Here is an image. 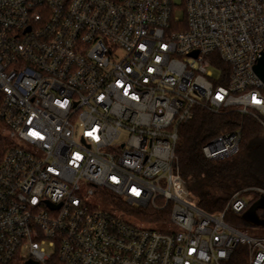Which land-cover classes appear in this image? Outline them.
I'll list each match as a JSON object with an SVG mask.
<instances>
[{
  "label": "built area",
  "instance_id": "2783aa9c",
  "mask_svg": "<svg viewBox=\"0 0 264 264\" xmlns=\"http://www.w3.org/2000/svg\"><path fill=\"white\" fill-rule=\"evenodd\" d=\"M183 9L0 0V264H229L238 249L264 264V226L225 218L264 187L206 212L176 154L197 107L264 126L254 71L264 0H183ZM240 141V130L226 131L203 153L224 158ZM144 212L166 214V227L128 219Z\"/></svg>",
  "mask_w": 264,
  "mask_h": 264
},
{
  "label": "trees",
  "instance_id": "16d2710c",
  "mask_svg": "<svg viewBox=\"0 0 264 264\" xmlns=\"http://www.w3.org/2000/svg\"><path fill=\"white\" fill-rule=\"evenodd\" d=\"M237 130L241 131V141L236 153L219 159L204 155L203 146L211 138ZM176 154L178 167L195 203L206 212L224 211L230 197L238 190L264 187V126L252 115L235 109L214 113L197 107L194 117L179 127ZM247 210L240 213L227 210L225 218L244 229L263 226L244 217ZM144 213L147 214H139V217L152 223L167 219L166 214ZM257 215L264 220V208H258ZM229 264H248L245 250L238 249Z\"/></svg>",
  "mask_w": 264,
  "mask_h": 264
},
{
  "label": "water",
  "instance_id": "95a60500",
  "mask_svg": "<svg viewBox=\"0 0 264 264\" xmlns=\"http://www.w3.org/2000/svg\"><path fill=\"white\" fill-rule=\"evenodd\" d=\"M254 71L256 75L264 82V52L258 58L256 64L254 65ZM258 208H264V196H261L248 208V210L244 214V217H246L256 225L264 226V220L258 218Z\"/></svg>",
  "mask_w": 264,
  "mask_h": 264
},
{
  "label": "rangeland",
  "instance_id": "374dc122",
  "mask_svg": "<svg viewBox=\"0 0 264 264\" xmlns=\"http://www.w3.org/2000/svg\"><path fill=\"white\" fill-rule=\"evenodd\" d=\"M175 3L177 4V10H176V14L180 17L184 16V9H183V0H175ZM218 75V74H217ZM252 195V194H250ZM254 197V195H252ZM252 196H249L250 198H252ZM130 221H138L140 223L146 224V225H151V226H156L159 228H165L166 226L163 224V222H149L148 220L143 219L141 216L139 218H137L136 220L133 218H128ZM49 251H52V249H50Z\"/></svg>",
  "mask_w": 264,
  "mask_h": 264
},
{
  "label": "snow or ice",
  "instance_id": "6c2138e0",
  "mask_svg": "<svg viewBox=\"0 0 264 264\" xmlns=\"http://www.w3.org/2000/svg\"><path fill=\"white\" fill-rule=\"evenodd\" d=\"M219 98V97H218ZM254 102L260 103V101L256 100L255 97H253Z\"/></svg>",
  "mask_w": 264,
  "mask_h": 264
}]
</instances>
